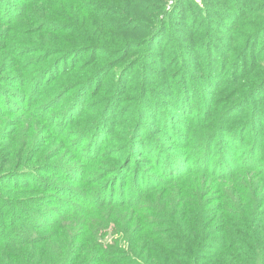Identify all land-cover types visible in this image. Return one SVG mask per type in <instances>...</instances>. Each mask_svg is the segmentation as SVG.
I'll use <instances>...</instances> for the list:
<instances>
[{"label":"trees","instance_id":"16d2710c","mask_svg":"<svg viewBox=\"0 0 264 264\" xmlns=\"http://www.w3.org/2000/svg\"><path fill=\"white\" fill-rule=\"evenodd\" d=\"M16 1L0 0L2 24L18 26L28 17ZM157 1L154 12H161L163 20L140 24L148 37L119 48L91 34L88 47L77 45V52L67 50L52 61L56 49L37 47L47 56L37 60L27 40L1 38L0 264H264V0L208 1L215 7L206 1L204 7L196 0ZM181 13L186 27H173ZM177 30L191 47L186 55L178 54L175 68L162 57L166 50H180ZM71 35L68 40L79 39ZM81 53L96 64L67 67ZM153 58L171 73L159 76L151 67ZM88 65L94 74L71 86L78 91L62 107V96L71 90L58 94V82ZM117 68L114 95L110 92L105 107L91 115L96 121L88 131L81 130L79 120L89 115L93 96L112 83ZM153 73L157 85L148 79ZM131 91L137 105L133 99L128 106L130 146L126 159L117 153L109 163L106 148L120 124L108 118L121 116L123 94ZM58 108L60 113L53 114ZM26 118L61 136L69 160L34 168L42 162L38 156L29 160L22 148L2 145L12 132L5 131L7 120ZM147 119L177 142L161 141ZM76 120L77 131L72 130ZM144 153L152 167L139 160ZM17 162L22 166L17 168ZM93 167L97 171L89 173ZM105 210H111V222L128 215L124 226L93 219ZM148 221L159 230L149 231ZM77 236L88 239L90 247L77 248Z\"/></svg>","mask_w":264,"mask_h":264},{"label":"rangeland","instance_id":"374dc122","mask_svg":"<svg viewBox=\"0 0 264 264\" xmlns=\"http://www.w3.org/2000/svg\"><path fill=\"white\" fill-rule=\"evenodd\" d=\"M205 1L209 3L211 7H215L216 5L213 2H208L210 0H196V2L199 5L201 4L203 7L206 3ZM16 2H18L21 7H26V15H28V17L25 18L18 26L6 25L0 22V47L4 43L3 39L1 38H3L6 34L9 35L8 37L11 36V38L13 39L27 40L31 46L35 47L36 54H33L34 56L32 57L37 60L40 59V57L42 59L47 58L46 54L37 49V47L56 49L51 51L53 56H51L49 60L52 61L63 57L64 52L67 50H74L77 52V45H79L80 47H88L90 45L88 39L89 37H91V34L97 38V41L99 43H102L103 45L111 48H119L121 45H126L130 41H143V39L148 37V33H146L147 31L145 30L141 31L139 25L143 24L147 27L156 25L158 24V22L160 23L163 20L161 12H154L156 6L155 4L159 3L157 0H38V2L32 3H25V0H17ZM256 2L261 3L259 1ZM169 4L171 5L172 3ZM111 13L120 15V18L118 20L108 18ZM180 15L182 16L175 18V22L172 25L173 27H184L183 23H187L186 21L188 20L183 18L184 13H181ZM253 17L256 16L254 15ZM260 17L264 18V15H261ZM249 19L251 20L252 17H249ZM66 29L68 30V33L64 32V30ZM177 33L179 36L177 43H179L180 40V44L182 45L180 47V50L176 49L175 52H173V49L166 50L163 54L164 57H162L165 61L170 62L169 65L171 67L175 65V68L180 63L178 54L180 57V53L181 51H183V55H186L185 53H189L191 47L189 38L179 30H177ZM71 34H75L79 39L77 40V38H75L72 40H68L67 36H70ZM64 42L69 43V45L64 44ZM145 48V44L143 46H140L139 52L143 51ZM209 52L210 50H208V52L204 51L201 54L202 57L208 56ZM77 55L72 57V60L66 63L67 67H72L73 65L77 66L86 61L94 62L95 64L97 62L95 58H90V54L86 55L81 53L79 57H77ZM137 55L139 54L135 50L132 56L137 57ZM151 61V67L159 76H166L168 73H171L169 72L170 67L166 68V66H164L163 64H157V61L154 58ZM185 64H187V62H185ZM85 66L81 67L78 70L77 68H75L74 70L67 72V74L58 82L60 86L58 94L62 93L63 95V93H68L71 90V86H73L72 88H74V86L80 84L82 80H85L88 77L90 79L92 77L95 69L94 66ZM119 69L120 68H117L112 72L110 77L112 83H109L110 85H107L105 89L98 90L97 94L93 96V106L89 115L87 117L83 115L78 122L79 128H81V130L88 131V128H90V124L96 121L95 118H91V115L99 112L102 106L103 108L105 107V105L107 104L105 101L108 98L110 92L114 95V92H112L113 84L115 83V80L118 81L120 79ZM189 69L192 71V68ZM193 72L194 71H192V73ZM154 76L155 74L153 76H149L148 79L151 80L152 85H157L156 83H154L156 82L154 80ZM130 87H132L134 92H137V88L134 87L132 82L130 84ZM159 90L165 91V89L163 88H159ZM77 91L78 90H71L66 96H62V107L70 104L73 101ZM133 91L123 94L124 97H126V108L121 116H110L108 118L109 122L117 120V122H114L115 125L120 124L118 126L119 131L118 129H116L114 137L115 139L112 142H109L106 148V154H108V156L105 159H110L109 163L115 161L114 158L116 157L115 154L117 153L122 156V159H126L125 156L123 157V153L125 152L124 154H126L128 152V145L130 146V142L128 141L129 127L127 128V121L128 117L130 116V110H128V106L129 103L131 104L133 102V99L135 104L137 105V97L136 94H133ZM91 97L92 96H90L89 99ZM59 113L60 108L53 112V114L55 115H58ZM144 121L149 125L150 129H152L156 137H162L161 141H163L164 143L173 145L177 142L176 140H172L171 138L167 137V135H169V132L161 127L159 123H156L155 121L150 119ZM7 123L8 124L5 128V131H9V134L10 131H12L10 134V141L3 142L2 145H7L10 143L14 145V147L17 146L19 150L22 148V153L26 158L29 157V160L36 159V157L38 156L42 162L36 164L34 168L39 167V165H41L42 167L44 164H63L69 160V155L67 152L68 148L66 147L63 138L59 135H56L55 133L52 134V132L49 130L47 131V128H45L41 123H38L36 121L34 122L27 118L24 120H19L16 123L12 119H9L7 120ZM73 123L75 127L71 126L73 127L72 130L77 127V120ZM58 124L59 120L57 121L56 125ZM125 129H128L126 136L123 135ZM165 137H167L168 139H165ZM18 139L21 140L19 141ZM15 153H17V149L15 150ZM111 155L114 156L112 157ZM139 160L147 161L145 164L149 165L148 167L153 166V163L150 161V157L146 153H144L143 158H139ZM121 162L122 161L120 159L119 163ZM12 163L13 161L3 162L2 165ZM75 165H77L76 160ZM20 166H22V164L17 162V168H19ZM112 166L113 168H115L117 164H112L110 168H112ZM13 167H15L14 164ZM102 168H104V166H102ZM1 171L2 170L0 169V172ZM90 171L96 172L97 169L93 167L89 169V173ZM153 172L156 173L155 170ZM101 180L104 179L101 178ZM75 187L77 190V184H75ZM110 211L111 210H105L100 216L94 217L93 219L98 220L99 222L107 220L111 222L112 213H110ZM126 216L128 215H125L123 222L119 221L120 217H116L117 220H114L111 223L116 224L118 227L122 228L127 218ZM143 219H145V216L141 215L139 218L141 226ZM185 223L186 222H184V225ZM144 225L149 226V231L159 230V228L152 227L153 223H151L150 221L146 222ZM82 233L84 232L81 231L79 235H81ZM221 235L222 234H217L215 237H219ZM146 236L149 242L154 240L146 233H144L143 237ZM83 243H85L87 247H90L88 239L84 241L83 238L77 236V248L81 247Z\"/></svg>","mask_w":264,"mask_h":264}]
</instances>
